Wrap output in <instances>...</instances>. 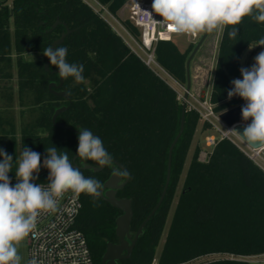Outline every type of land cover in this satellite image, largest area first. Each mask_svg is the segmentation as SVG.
Segmentation results:
<instances>
[{"label": "trees", "instance_id": "trees-1", "mask_svg": "<svg viewBox=\"0 0 264 264\" xmlns=\"http://www.w3.org/2000/svg\"><path fill=\"white\" fill-rule=\"evenodd\" d=\"M98 1L117 17L130 0ZM57 21L61 25L50 32ZM123 24L141 40L131 22ZM65 26L72 33L59 47L68 49L69 63L83 64L84 80L76 83L72 77L63 78L61 90L70 97L71 107L57 123L74 130L87 128L102 140L110 159L126 169L129 180L117 198L131 201L130 233L134 237L162 197L169 149L181 126L182 103L166 80L148 68L81 0H0V82L11 81L15 71L18 100L22 103L32 95L33 108L38 109V117L23 130L21 140V150L27 147L41 156L33 183H48L50 173L43 166L47 148L55 146L58 152H66L72 164L78 155V135L53 126L55 111L68 103L50 93L49 85L58 84L59 76L44 69L43 50L60 38ZM237 27L235 40L228 37L230 28L222 33L216 57L211 101L220 111L247 103L239 96L229 99L228 91L233 88L231 81L242 76L244 52L264 37V23L249 17ZM194 49L191 44L181 51L173 40L161 41L156 45V62L186 87V63ZM29 54L44 60H24ZM56 69L50 65L51 71ZM7 97L13 99L12 94ZM6 127L15 128L8 116L0 114V130ZM199 127L200 140L189 159ZM208 134L209 127L201 126L199 115L186 112L163 202L144 226L131 256L119 264H150L161 244L158 256L162 264H252L225 256L264 255V172L228 141L220 142L208 160L200 162ZM82 163L99 166L81 158L75 162ZM15 170L14 163L8 174L12 186L18 182ZM80 170L100 183L99 192L112 175L113 165L98 173ZM79 195L82 208L76 229L85 236L94 264H102L108 245L118 243L116 221L122 213L98 195ZM210 256L218 258L194 263Z\"/></svg>", "mask_w": 264, "mask_h": 264}, {"label": "clouds", "instance_id": "clouds-1", "mask_svg": "<svg viewBox=\"0 0 264 264\" xmlns=\"http://www.w3.org/2000/svg\"><path fill=\"white\" fill-rule=\"evenodd\" d=\"M152 12L162 17L159 23L176 35L196 37L202 33H223L230 28L228 37L235 40L240 30L237 26L245 17L264 23V0H152ZM146 13L152 17L151 13ZM256 46H264V37ZM43 55L58 68L61 78L72 77L76 83L83 82L84 66L67 61L66 47H48ZM240 72L242 79L232 81L234 87L228 91V98L239 96L247 102L241 109L242 118L250 119L251 123L243 132L235 129L230 132L250 147L264 151V51L255 57L251 68H241ZM78 130L77 154L81 160H92L100 166L108 164L110 154L102 140L87 128ZM46 153L43 166L50 173L46 186L32 182L33 174L40 171L41 156L27 147L15 161L18 182L12 186L8 174L13 169V158L0 149V157H3L0 160V264H21L19 244L29 235H36L41 212H56L64 193L70 190L77 195L99 194L100 183L86 178L80 168L73 166L66 152H58L52 146ZM28 264H37V260L32 258Z\"/></svg>", "mask_w": 264, "mask_h": 264}, {"label": "built area", "instance_id": "built-area-1", "mask_svg": "<svg viewBox=\"0 0 264 264\" xmlns=\"http://www.w3.org/2000/svg\"><path fill=\"white\" fill-rule=\"evenodd\" d=\"M81 1L107 23L148 68L163 77V79L165 77V80L183 89L184 95L180 96L177 90L166 81L176 91L177 99L181 103H185L186 112L197 113L200 122L209 127V134L204 138V145L208 149L207 154L203 153L202 158L199 156L200 162H206L212 150L220 142L228 141L264 172V151L251 148L234 133L230 132L240 124L228 126L221 120V115L229 110L220 111L218 110L219 105L212 103V89L210 92L206 88L194 93L191 88L187 93L186 88L167 75L156 62V45L161 41H172L173 37L178 35L159 23L162 17L152 12V3L133 1L128 7V21L142 33V39L138 41L125 28L118 17L109 11L107 6L101 4L98 0ZM145 11L151 13L152 17ZM189 37L191 39L197 38V36ZM235 79H242V76ZM186 94L187 98L185 99ZM81 208L80 195L69 190L59 199L56 212H41L35 229L36 235L27 237L28 261L35 258L37 264H94L85 236L76 229V220ZM225 257L252 264L254 263L250 259L259 257L261 263H264V255L257 257ZM150 264L162 263L159 261V256H156Z\"/></svg>", "mask_w": 264, "mask_h": 264}, {"label": "rangeland", "instance_id": "rangeland-1", "mask_svg": "<svg viewBox=\"0 0 264 264\" xmlns=\"http://www.w3.org/2000/svg\"><path fill=\"white\" fill-rule=\"evenodd\" d=\"M133 1L147 2L152 3V0H130L127 5L118 13V19L124 23L128 20V7ZM140 33V39H142V33ZM205 33H202L197 36L196 39H191V37L186 35H178L173 37V41L179 47L181 51H185L186 48L193 44L195 47L204 36ZM222 33H209L207 39L203 43L200 50L197 52L196 56L191 62L190 72H191V88L194 93H198L201 89H206L210 92L212 89L213 83V72L216 63V57L218 53V48L220 44ZM261 48V49H259ZM259 48H251L244 52L241 59V68H251L255 63V57L261 52L264 51V46ZM26 61H38L44 60L43 56L36 54H29L24 57ZM13 79L11 81H1L0 82V114L2 116H8L14 125V131H11L9 127L5 128V131L0 130V149H3L7 154L11 155L13 158V163H15L17 157H19L22 147V132L23 130L30 126L33 121L38 117V109H34L33 96L29 95L24 98L23 102L20 103L17 97V79L16 72L12 71ZM165 80V77H164ZM171 86H173L177 93L180 96L184 95L183 89H180L172 82L166 80ZM186 88V87H185ZM8 94H12V100L9 101ZM201 126H203L201 122ZM200 128L198 129L197 135L194 140V144L189 155V159L193 152V149L196 144L199 143L200 137ZM213 133V132H212ZM12 144H11V143ZM14 145V146H13ZM204 148L201 151L200 157L202 154L207 152V148L202 143ZM207 154V153H206ZM1 159V157H0ZM188 164V163H187ZM162 247V244L158 250L156 256H158L159 251ZM18 253L22 257L21 264H28V245L27 237L19 244ZM218 256H210L202 260H198L194 263L200 261H210L212 259H217ZM254 264H264L261 263V258H251L250 259Z\"/></svg>", "mask_w": 264, "mask_h": 264}, {"label": "water", "instance_id": "water-1", "mask_svg": "<svg viewBox=\"0 0 264 264\" xmlns=\"http://www.w3.org/2000/svg\"><path fill=\"white\" fill-rule=\"evenodd\" d=\"M59 25H61V22L57 21L53 25L50 32L53 31ZM71 33H72V31L68 27L65 26V32H63L61 34L60 38L57 39L52 44L51 47H53V49H55L56 47L61 46L64 43L67 36H69ZM208 35H209V33L204 34V36L201 38V40L199 41V43L197 44V46L195 47V49L193 50V52L191 53V55L189 56V58L187 60V63H186V71H187L186 92L187 93H189V91L191 90V72H190L191 62L194 59V57L196 56L197 52L202 47V45L205 42V40L207 39ZM50 65L51 64H50L49 59L45 56V63H44L45 71L51 72L52 74H57L59 76V74H58L59 70L56 69V70L51 71ZM63 84H64V79L59 76V83L57 84V83L53 82L48 87V90L50 91V93H52L55 97L64 99L68 103V106H63V107H61L55 111V113L52 117V123H53V126L58 128V129L69 131V132H72V133L79 136V134H80L79 130H74L73 128L68 127L63 123H57V118L60 115H62L63 113H65L66 111H68L71 107L70 97L67 95V93H65L63 90H61ZM186 98H187V94L185 95V99ZM245 105H246V103L225 112L224 114L221 115V120L225 124H227L228 126L240 124L239 126H237V128L235 130H237L238 132H243L244 128L246 127L245 125L251 123L250 119L248 121H244L242 118L241 109ZM185 114H186V105H185V103H182L181 126H180V130H179L178 135L176 136L174 142L172 143V145L169 149L167 178H166V184H165V187H164V190L162 193V197L159 201L157 208L146 219L144 224L141 226V228L139 229V231L137 232V234L133 238H132V235L130 233V226H131V223L133 220V210H132L131 201L127 200V199L117 198V192L119 190H121L127 184L128 180H129V175H128L126 169L121 164L110 159L108 164L113 165V173L110 176V178L103 184L101 190L99 191L98 196L101 199H103L106 203H108L110 206H112L114 209L120 211L122 214H121V216L118 217V219L116 221V237L118 239V243L108 245L107 250H106V252L103 256V259H102V264H119L120 261L128 259L131 256L139 237L143 233L144 226L150 220V218L154 215V213L159 208V206L162 204L163 199L166 195L169 183H170L173 150H174L177 142L179 141V139L182 136L183 131H184ZM78 158H80L78 155L74 158L73 166L78 167L82 170H86V171L91 170L95 173H98V172L102 171L108 165V164H106L104 166L95 167V166H91V165L82 163L81 166H78L77 164H75V162Z\"/></svg>", "mask_w": 264, "mask_h": 264}, {"label": "flooded vegetation", "instance_id": "flooded-vegetation-1", "mask_svg": "<svg viewBox=\"0 0 264 264\" xmlns=\"http://www.w3.org/2000/svg\"><path fill=\"white\" fill-rule=\"evenodd\" d=\"M100 166V165H99ZM132 238H133V236H132Z\"/></svg>", "mask_w": 264, "mask_h": 264}]
</instances>
